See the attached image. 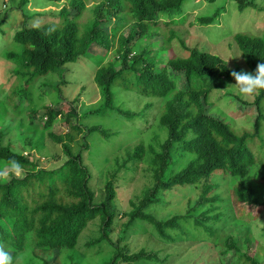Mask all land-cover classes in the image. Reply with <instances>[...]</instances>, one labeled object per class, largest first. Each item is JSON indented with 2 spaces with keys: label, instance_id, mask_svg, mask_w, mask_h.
Listing matches in <instances>:
<instances>
[{
  "label": "trees",
  "instance_id": "trees-1",
  "mask_svg": "<svg viewBox=\"0 0 264 264\" xmlns=\"http://www.w3.org/2000/svg\"><path fill=\"white\" fill-rule=\"evenodd\" d=\"M28 1L21 0L20 7ZM47 1L63 4L56 12L36 13L35 20L26 23L13 35V41L22 45V49L7 56L14 59L17 67L13 76L17 82L22 79V84L14 86L8 97L20 95L19 100L28 104L32 96L29 85L36 78L55 73L61 78L71 71L67 63H91L89 69L93 72L99 99L94 102L97 107L80 114L81 119H131L138 116L135 112L122 113L115 104L114 87L132 90L146 97L159 98L157 122L161 138L159 133H154L156 145L139 139L132 151L126 152L122 164L116 161L114 172L103 185V199L95 202L94 191L88 186L91 173L83 162V153L89 145L85 133H79L81 125L69 123L70 117L77 115L76 108L71 106L65 113L61 108L63 97L60 87L67 80L53 85L52 89L59 93V99L53 102L56 104L43 105L35 112H42L39 122L46 117L39 125L43 130L49 129L58 117L69 123V130L65 133L48 132V136L61 148L62 163L57 167H39L28 154L0 144V170H5L12 159L23 167L21 176L10 172L7 180H0V244L12 254L13 260L27 254L31 264H53L47 255L49 252L75 248L86 225L99 219V236L90 239L86 245L109 242L112 255L107 264H137L151 259L163 262L165 258H160L157 251L141 249L131 252L126 245L108 237L116 215L113 205L115 176L124 169L130 172L137 169L145 173L148 170L150 180L137 203L133 204V209L122 213L128 218L124 226L128 227L137 219L144 220L155 228L163 243L174 241L171 233L175 228L181 230L193 225L213 237L212 242L221 256L219 264H264V258L259 259L248 250L252 240L249 231L242 239L245 249L237 246L232 235L225 234L221 241L218 240L219 234H216V228L214 230V222L220 216V206L215 204L218 196H206L210 188L216 187L211 183L212 176L222 173L231 181L238 202L256 206L264 204L259 199L260 193L264 192V138L261 134L264 90L248 102L233 95L240 108L253 110L252 128L237 133L228 122L207 108L213 90L234 85L235 79L230 73L241 71L237 66L230 67L220 55L196 46H183L182 54L171 56L162 64H158L154 57L150 58L148 53L145 55L144 51L129 57L139 40L150 36L151 29L175 23L173 17L186 0H98L91 9L92 18L80 31L77 19L83 9V0ZM237 2L239 10L246 4L257 7L254 0ZM103 9L108 10L110 16L124 18V23L116 26L114 31L104 30ZM218 14L216 10L210 16L198 19L201 23L211 24ZM162 16L169 19L163 21ZM131 23L136 25V33L124 36L123 29ZM232 39L246 68L243 71L254 74L257 64L264 63V37L236 32ZM93 45L100 50L93 52ZM16 106L19 112V103ZM94 131L105 141L114 133L101 124L87 128V133ZM2 133L0 131V135ZM187 154L190 158L185 165L168 177L166 172L173 163V157ZM255 166H259L258 174ZM252 176L260 180V187L251 185L248 178ZM198 184L202 189L197 200L187 209V215L179 214L162 220L145 211V207L164 203L159 197L166 191ZM3 215L13 221L14 228L7 226ZM223 216L221 207V221ZM36 250L47 256L41 257ZM230 252V261L225 263L224 256Z\"/></svg>",
  "mask_w": 264,
  "mask_h": 264
},
{
  "label": "rangeland",
  "instance_id": "rangeland-1",
  "mask_svg": "<svg viewBox=\"0 0 264 264\" xmlns=\"http://www.w3.org/2000/svg\"><path fill=\"white\" fill-rule=\"evenodd\" d=\"M20 1L0 0V117L2 118L0 131L3 132L0 135V144L9 145L12 150L24 155L28 154L30 159H35L38 162L39 167H57L63 161L61 148L48 136V132L62 134L69 130V123L80 124L81 131L79 133H85L89 145L83 153V162L91 173L88 186L94 191V201L98 202L104 197L103 185L110 174L114 172L116 161L122 164L127 156L126 152H131L139 139L144 140L147 144L156 145L153 138L154 133H159L161 138L157 122L159 98L146 97L132 90L114 87L117 109L122 113L135 112L138 116L131 119L127 117L125 119L123 117L81 119L80 114L97 107L94 102L99 99L93 81L94 75L90 70L92 64H83V62L67 63L66 66L71 71L61 78L56 73L36 78L29 85L32 96L28 104L19 100L20 95L14 94L8 97L10 91L14 90V86L22 84V79L17 82L13 76L17 67L14 59L7 56L11 52L19 53L22 49V45L13 41L14 33L24 27L26 23L35 20L36 13L56 12L63 4L47 0H29L26 5L20 7ZM97 1L83 0V9L77 19L79 31L92 18L91 9L94 2ZM254 1L257 7L246 4L245 8L239 10L237 0H215L214 2L186 0L173 17L175 23L151 29L150 36L140 39L129 57L144 51L145 55L148 53L150 58L154 57L158 64H162L167 58L182 54L183 46H196L198 49L220 55L226 61L228 60L227 63L230 67L237 66L240 70H246L232 36L236 32H248L264 37V0ZM216 10L219 11V14L211 24L199 21L198 18L201 16H210ZM33 15L31 20L28 19ZM102 17L104 30L114 31L116 26L125 21L124 18L110 16V12L106 9H103ZM168 19V16L161 17L163 21ZM136 31V25L131 23L123 29V34L130 36L134 35ZM99 50L98 46L93 45V52ZM116 64L118 65V62ZM63 79L67 80V83L60 87L63 97L61 108L65 113L73 106L76 108L77 115L71 116L69 123L63 117H58V120L49 129L43 130L39 125L45 121L46 117L44 116L42 122H39L42 112L37 114L35 111H39L43 105L56 104L53 102L59 99L57 96L59 93L52 87ZM233 95H237L242 101L247 102L254 97V95L241 96L235 85L215 89L208 98L207 108L212 114L220 116L228 122L235 132L241 133L243 129L252 128L253 110L240 108ZM18 103L19 112H17L16 106ZM147 104L150 105L146 106ZM35 114L37 115L34 116ZM96 124H101L104 128L108 127L111 133L114 132L108 141H105L102 135L96 131L87 133V128ZM261 134L264 138V125ZM257 142H259L258 139ZM254 148L256 149V145ZM189 158V154L174 156L173 163L167 168V176L170 177L176 173ZM144 166L146 167V165ZM258 171L259 166H255L256 174ZM212 177L211 183H214L216 187L210 188L206 196L208 198L214 194L218 196V201L215 204L220 206V216L219 220L214 222V230L216 228L215 232L219 234L218 240L221 241L225 234H229L234 236L237 246L245 249L242 239L244 234L249 231L252 240L248 245V250L259 259H263L264 204L256 206L238 202L233 193L231 181L226 174L216 173ZM149 180L148 170L145 173L137 169L131 172L124 169L115 176L116 193L113 205L116 215L108 237L126 245L131 252L141 249L154 250L157 251L160 258H165L163 262L151 259L139 261L137 264H219L221 256L212 242L213 237L203 229L198 230L193 225L181 230L175 228L171 233L174 241L168 240L162 243L155 228L144 220L137 219L128 227L124 226L128 218L122 213L133 209V204L137 203ZM248 180L254 188L260 187L258 178L255 179L252 176ZM201 189L202 185L200 184L175 187L161 194L159 199L164 203L145 207V211L162 220L174 215H187V209L197 200ZM259 199L261 202L264 201L263 191L260 193ZM221 207L224 212L222 221ZM2 218L9 228H14L11 219L6 215H3ZM222 223L225 224L222 225ZM99 226V219L89 222L80 233L75 248L54 249L49 252L47 255L50 256L53 264H107L112 255L109 242H99L88 247L86 245L90 239L99 236ZM35 252L41 257L47 256L41 250ZM230 258L231 252L224 256V262L229 263ZM29 261L28 255L24 254L17 257L14 264H31Z\"/></svg>",
  "mask_w": 264,
  "mask_h": 264
},
{
  "label": "clouds",
  "instance_id": "clouds-1",
  "mask_svg": "<svg viewBox=\"0 0 264 264\" xmlns=\"http://www.w3.org/2000/svg\"><path fill=\"white\" fill-rule=\"evenodd\" d=\"M228 60L226 61L227 64ZM230 75L234 77L238 93L243 96H252L264 90V63H258L255 73L233 70ZM23 171L22 165L12 159L9 161L5 170H0V180H7L9 173L21 176ZM0 264H14L12 254L5 250L4 246L0 244Z\"/></svg>",
  "mask_w": 264,
  "mask_h": 264
}]
</instances>
